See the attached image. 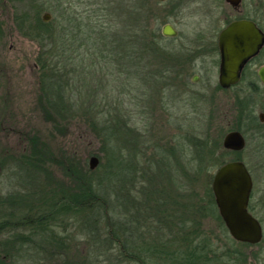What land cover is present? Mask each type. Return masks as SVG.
I'll use <instances>...</instances> for the list:
<instances>
[{
  "label": "rangeland",
  "instance_id": "1",
  "mask_svg": "<svg viewBox=\"0 0 264 264\" xmlns=\"http://www.w3.org/2000/svg\"><path fill=\"white\" fill-rule=\"evenodd\" d=\"M258 1H251V8H256L257 13ZM132 2L0 0V264H140L137 260L149 262L152 259V253L148 254L147 250L167 235H163L164 225L157 219L160 215L154 216L150 208L134 225L138 229L133 237L135 246L128 249L136 256L132 259L118 252L101 250V255L95 248L90 253L92 258L88 256L93 243L91 239L108 242L104 238L107 232L103 223L91 232L88 222H83L87 215L82 213L74 219L64 217L63 223L45 231L31 233L28 229L31 225L27 222H36L38 216L48 211L59 198L80 187L85 177L90 178L89 172L92 171L94 180L103 177L108 152L117 154L120 164L130 162L131 167L134 166V171L127 170L128 180L118 179L119 188L115 193L118 199L115 201L119 211H125L126 199L121 193V185L127 186L135 204L146 203V206L157 202L163 206L162 201L167 199L169 207L181 209L180 202L190 196L202 209L195 208L188 213L191 222H186L184 230H198L201 238L210 239L216 252L229 253L231 264H264V120L259 119V114H264V85L259 83V91L252 97L261 126L251 127L242 120L241 112L247 106L245 95L241 94L242 107L237 101L239 110L233 109L235 94L245 85L240 84L229 91L218 89V72L209 56L195 59L192 64L190 52L193 54L195 47L203 45L206 54L211 56L210 36L225 22L223 11L221 17H212L213 0H150L149 14L155 28L161 32L162 25L169 22L178 31L176 37L161 41V49L168 60L159 55V48L158 53L149 48L142 67H139L138 45L134 39L132 45L116 47L118 55H111L109 63L100 62L96 52L84 57L79 69L73 71L76 78L72 83L80 87L73 91L76 101L73 111L69 112V123L58 125L53 121L52 108L42 102L40 82L45 71L40 61L44 53L41 54L42 47L34 37L25 36L19 30L17 17L27 14V17L39 15L43 18L48 13L47 21H50L55 13L56 17H66L69 11L74 17L83 19L107 17V22L112 25L106 28L111 33V40L120 35L127 41L130 29L126 23V6ZM221 8L227 7L221 3ZM260 18L264 30V0H261ZM119 41L122 43L121 39ZM112 44L117 46V40ZM261 55L264 61V49ZM47 61L56 60L53 57L48 60L47 56ZM117 62H123L119 68L114 64ZM166 66L168 71L162 78L153 76L152 72L158 68L166 69ZM175 68L177 70L172 71ZM183 70L189 72L187 79L178 75ZM195 73L200 75L197 82L190 79ZM238 123H243L246 128V145L240 153L213 154L212 147L214 160H198L200 151L187 136L208 135L211 146L216 139L222 145L225 134L236 130L234 126ZM109 127L113 131L112 137L106 134ZM181 153L186 157L180 158ZM165 154L169 159L159 165L161 162L156 160ZM92 156L99 160L93 169L89 166ZM149 157L155 160L149 165L151 181L136 172L138 167L147 164ZM236 159L246 164L252 176L253 189L248 207L263 227V239L258 244H242L228 231L227 235L222 231L215 215L218 209L214 196L211 198L208 192V188L212 189V178L218 165ZM186 170L189 178L193 177V185L187 179ZM144 188L158 189L160 198L149 200L146 192H141ZM175 196L177 198L173 200ZM208 205L216 211H209ZM122 214L118 213L117 218H123ZM30 218L34 220H28ZM54 235L62 241L49 239ZM23 236L26 237L24 240ZM143 245L146 251H142ZM215 259V264H225L220 256Z\"/></svg>",
  "mask_w": 264,
  "mask_h": 264
},
{
  "label": "trees",
  "instance_id": "2",
  "mask_svg": "<svg viewBox=\"0 0 264 264\" xmlns=\"http://www.w3.org/2000/svg\"><path fill=\"white\" fill-rule=\"evenodd\" d=\"M132 1V3L126 6V23L127 28L131 31H129L130 36L127 41H125V36L121 37L119 35L118 38L117 36H114V41L117 40V46L112 44L114 41L111 40V33H109V31L107 32L106 28L112 26L107 22V17H97V19L96 17H86L83 19L82 17H74V15L71 14V11L67 13L66 17H56L55 13V17L50 21H45L39 15H36L35 17H27V14L25 13L24 17H17L18 28L23 32V35L34 37L40 44V47H42L41 54L44 53V56L43 58L41 56L40 63L41 68L45 71L40 82V89L42 91V96L44 97L42 102L47 104L49 108H52L55 113V117L52 116L53 121L57 122L58 125L70 122L69 112L70 110L73 111V107L75 106L73 104H75L74 101H76L73 99V91H76L78 86L80 87V85H74L72 83V80L76 78L73 77V71L79 69L82 60H85L84 57L94 55L98 52L97 56L99 61H106V63H109L111 55H118L116 47H119L120 44H123V46H129L130 43V45H132V41L135 39L138 45L137 51H139L137 56L139 67H142V60L145 59V54L148 53L147 49L149 48L156 50V53H158L157 49L159 48V55L164 57V60H166V58L167 60L169 59L168 56L164 55L161 49V41L166 39V37L155 28V25L152 22L153 20L151 19V14H149L151 7L150 0ZM118 39H121L122 43H120V41L118 42ZM47 56L48 60H51V57H53L56 61H47ZM160 62L166 64L162 60H160ZM122 63L123 62H117L114 64L119 68ZM167 68V66L166 69L158 68V70L154 73L152 72V74L156 78H162L165 71H168ZM150 75L151 74H149V76ZM137 76L140 77L138 70ZM73 85L75 86L74 88H76L75 90L73 89ZM239 86L240 84H235L230 88L222 89L218 85V89L229 91L237 89ZM258 91L259 87L257 86L245 85L235 94L236 103L233 105L234 110H239L238 102L242 107L241 94L246 96L247 106L242 110L241 114L243 116L242 120L244 119L243 121L246 125L251 127L261 126V122L255 115V104H253L252 101L253 95L257 94ZM139 93H141V95L143 94L140 90ZM136 96L137 95L134 94V98L137 100L138 97ZM135 104H138L137 101ZM81 105L83 106V104ZM57 124L56 126H58ZM234 127V129L241 131L243 135H245L246 128L243 123L235 124ZM106 134L109 137L113 136L111 127L106 129ZM193 136H187V139L191 140L195 148L200 151V155L197 156L200 161L204 160V158H213L214 152H218L220 155L223 152H228V154L241 152L223 149L224 147L222 148L219 139L214 140L213 146H211L210 137H208V135L200 138ZM212 147L213 154L211 153ZM170 151H173V149H170ZM168 156L165 154L156 161L161 162H158L159 165L164 164V161L167 162L166 160L169 159ZM217 156L218 155H216V157ZM182 157L186 156L181 153L180 158ZM106 158L104 176L98 177L94 180L91 176L92 171L89 172L91 173L90 178L85 177L86 180L81 182L82 184L80 187L67 193L68 195L59 198V200L52 204L48 211H43V214L38 216L36 222H27L28 225H31L28 228L31 233L35 230L45 231L50 227L59 225L61 222L63 223L64 217L74 219L82 213L83 215H87V217L83 219V222H88L90 225L89 230L91 232L98 229L102 223L106 226L107 232L104 238L108 240V242H99L91 239L93 243L90 244L92 248H89L88 256L92 258L93 254L90 253H92V249L95 248L97 252H101V250L104 253L118 252L119 255L126 256L127 259H132L136 256L128 251V249L135 246V239L133 237L138 229L137 226L134 225L138 219L140 220L139 216L148 212V208H150V211L151 209L153 210L154 216H157V214L160 215L157 219L162 221L165 232L163 235L166 234L167 236L163 238L161 237L159 242H157V245H153L147 250L148 254L149 252L152 253V259H150L149 262H146L145 260H137L140 264H215V257L217 256H220L225 264H231L232 259L229 258V253L216 252V249H213L212 247L213 244L209 242L210 239L201 238L198 230L192 229L191 232L184 230L186 222H191V220L188 219V213L195 208L202 209L200 203L191 200L190 196H187L184 202H180L181 209H178L175 206L169 207V201H167V199L162 201L163 206L158 205V202L152 206H149L147 203L148 205L146 206V203L135 204L133 202L134 199L129 197L127 186L121 185V193L126 199L124 202L125 211H119L117 208L119 205L115 201V199H118L115 198V193L119 188L118 179L123 177L125 180H128L129 176L127 170L130 172L133 169L134 171V166L131 167L130 162H126L124 165L120 164L118 161V155H113L111 152H108ZM210 160H214V158ZM153 162H155V160L152 161V158L149 157L146 165L142 166V168L138 167L136 169V172H140L141 177L146 178L147 181H151L152 178L149 165L151 163L154 164ZM213 162L214 161L210 163ZM223 163L224 162L220 163L218 167ZM186 175H189L188 170H186ZM187 179L191 180L193 185V177L190 179L188 176ZM191 189L193 190L192 187ZM141 192H146V196L149 200L153 197L155 201L157 200V197L160 198V193L156 188L155 190L150 188L146 190L144 188ZM208 192L212 198L214 196L212 189L208 188ZM176 198V196L173 197V200ZM207 208L213 213L216 211V209L210 205H208ZM249 211L251 212L250 207ZM118 213L122 214L123 218H117ZM215 215L221 223L222 231L227 235V229L224 226L220 215L218 213ZM28 220L31 221L34 219L30 218ZM167 227L168 230L166 231ZM25 238L26 237L23 236L22 239L24 240ZM44 238H47V235H44ZM227 238L233 240L230 236ZM49 239L56 240L59 243L62 241V238H57L56 235L50 236ZM242 244L248 245L247 243ZM142 251H146L144 245ZM128 254H130V256Z\"/></svg>",
  "mask_w": 264,
  "mask_h": 264
},
{
  "label": "water",
  "instance_id": "3",
  "mask_svg": "<svg viewBox=\"0 0 264 264\" xmlns=\"http://www.w3.org/2000/svg\"><path fill=\"white\" fill-rule=\"evenodd\" d=\"M237 5L240 0H225ZM49 14L43 19L47 21ZM163 36L174 37L177 29L169 22L161 27ZM264 46V32L249 20L234 21L225 27L219 36L220 70L218 81L221 88H229L239 81L240 70L246 61ZM261 82L264 84V65L258 69ZM260 121L264 114H259ZM222 145L231 151H241L246 139L239 130L227 132ZM99 160L92 156L89 160L91 169ZM212 192L218 213L229 232L236 241L247 244H258L263 239V227L260 220L249 211V201L253 189V180L246 164L241 160L225 162L217 168L212 179Z\"/></svg>",
  "mask_w": 264,
  "mask_h": 264
},
{
  "label": "flooded vegetation",
  "instance_id": "4",
  "mask_svg": "<svg viewBox=\"0 0 264 264\" xmlns=\"http://www.w3.org/2000/svg\"><path fill=\"white\" fill-rule=\"evenodd\" d=\"M251 1L252 0H247V1L246 0H240V2L237 5H232L225 0H213L215 9H214L212 17H221L220 12L223 11V13L224 12L226 13V16L224 19L225 22L219 30L213 31L211 36H210V39H209L210 43L209 44H211L212 46L209 49L210 50L209 54H211V56L206 54L207 52H205V47L201 44V37L198 36L199 37V43L202 46L195 47V51L193 52V54H192V52H190L192 64H193V61L195 59H198L200 57L202 58L203 56H209L210 57L209 59H211L210 63L212 64L213 68L217 70L218 76H219L220 60H221L220 49H219V36H220L221 31L234 21H239V20L252 21L255 23V25L257 26V28L260 31L262 30L264 32V30L261 26V18H260L261 17V0L258 1V3H259L258 4V7H259L258 13H257L256 8L255 9L251 8V5L253 4V3H251ZM221 3L224 4L227 8L223 10V8H221ZM250 13H253V15ZM256 16L259 18H256ZM176 36H174V37H176ZM164 37L167 38V36H164ZM263 49H264V46L262 48H260L259 51L254 56H252L251 58H249L246 61V63L243 65V67L240 70L239 81L236 84H244L247 86H257V87H259V83L263 84L261 82V79H260L259 74H258V69L260 68V66L264 65V61L261 59V56H262L261 53H262ZM177 58L179 59V57H176V59ZM175 70H177V69L175 68L172 71L175 72ZM166 72L167 71H165V73ZM178 75H180L181 78L184 77V79H187L189 76V72H187L186 70H183L182 72H178ZM218 76H217V82H216L217 85H219ZM190 79L194 82H197L200 79V75H197L195 73L191 76Z\"/></svg>",
  "mask_w": 264,
  "mask_h": 264
}]
</instances>
